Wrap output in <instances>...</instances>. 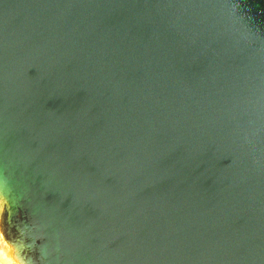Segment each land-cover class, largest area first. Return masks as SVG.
Returning a JSON list of instances; mask_svg holds the SVG:
<instances>
[{
    "label": "water",
    "instance_id": "water-1",
    "mask_svg": "<svg viewBox=\"0 0 264 264\" xmlns=\"http://www.w3.org/2000/svg\"><path fill=\"white\" fill-rule=\"evenodd\" d=\"M0 264H264V0H0Z\"/></svg>",
    "mask_w": 264,
    "mask_h": 264
}]
</instances>
